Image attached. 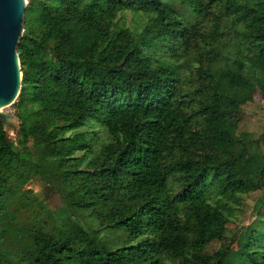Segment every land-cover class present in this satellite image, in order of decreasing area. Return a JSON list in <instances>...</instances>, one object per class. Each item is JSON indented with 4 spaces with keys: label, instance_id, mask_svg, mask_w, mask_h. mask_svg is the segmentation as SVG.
I'll use <instances>...</instances> for the list:
<instances>
[{
    "label": "trees",
    "instance_id": "trees-1",
    "mask_svg": "<svg viewBox=\"0 0 264 264\" xmlns=\"http://www.w3.org/2000/svg\"><path fill=\"white\" fill-rule=\"evenodd\" d=\"M18 54L0 264H264V0H28Z\"/></svg>",
    "mask_w": 264,
    "mask_h": 264
},
{
    "label": "water",
    "instance_id": "water-1",
    "mask_svg": "<svg viewBox=\"0 0 264 264\" xmlns=\"http://www.w3.org/2000/svg\"><path fill=\"white\" fill-rule=\"evenodd\" d=\"M28 0H0V113L1 107L13 104L23 78L18 43L22 36Z\"/></svg>",
    "mask_w": 264,
    "mask_h": 264
},
{
    "label": "rangeland",
    "instance_id": "rangeland-1",
    "mask_svg": "<svg viewBox=\"0 0 264 264\" xmlns=\"http://www.w3.org/2000/svg\"><path fill=\"white\" fill-rule=\"evenodd\" d=\"M125 14V19L129 26H134L136 23H139L140 27H142L147 19V17L141 18V15L130 11L126 12ZM255 99H262V92L259 89L255 92ZM2 111L6 114L5 128L9 134V137L15 141L18 136L21 122L19 116L17 115L16 108L13 104H11L3 107ZM255 205V201L244 197L242 206L237 208V210L234 212V215L232 216L231 221L228 223L230 231L228 232L226 242H228L230 246L235 249L237 248L238 240L240 235L243 233V229L261 222V217L257 215ZM77 219L82 223H85V219L81 215H77ZM120 234L121 232L116 229L105 228L99 233V236L101 237V240L109 239L114 242Z\"/></svg>",
    "mask_w": 264,
    "mask_h": 264
},
{
    "label": "bare ground",
    "instance_id": "bare-ground-1",
    "mask_svg": "<svg viewBox=\"0 0 264 264\" xmlns=\"http://www.w3.org/2000/svg\"><path fill=\"white\" fill-rule=\"evenodd\" d=\"M3 107H4V106H3ZM3 107H1V110H2Z\"/></svg>",
    "mask_w": 264,
    "mask_h": 264
}]
</instances>
